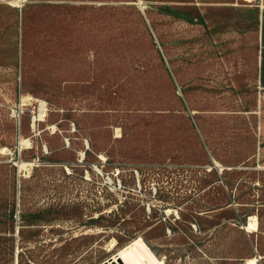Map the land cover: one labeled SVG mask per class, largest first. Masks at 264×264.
<instances>
[{
	"label": "rangeland",
	"instance_id": "374dc122",
	"mask_svg": "<svg viewBox=\"0 0 264 264\" xmlns=\"http://www.w3.org/2000/svg\"><path fill=\"white\" fill-rule=\"evenodd\" d=\"M263 34L264 0H0V264L264 260Z\"/></svg>",
	"mask_w": 264,
	"mask_h": 264
},
{
	"label": "bare ground",
	"instance_id": "6f19581e",
	"mask_svg": "<svg viewBox=\"0 0 264 264\" xmlns=\"http://www.w3.org/2000/svg\"><path fill=\"white\" fill-rule=\"evenodd\" d=\"M246 1L247 2H254L255 0H246ZM244 229L247 231L257 232L258 231L257 218L252 217L249 225L246 226ZM134 245H135V248H137L138 251L140 252L141 256L138 255L134 249H132L129 253L133 254V256L135 257V260H134L130 256H128V249H126L124 251H121L125 255L122 256V253L118 254L119 258H117L118 256H116L114 258L115 261L111 264H165L163 259L160 260L155 255H153V253L150 251V248L148 247V245L145 243V241L142 238H139V240H136ZM114 246H115V244L111 243L112 249L114 248ZM131 248L132 247L129 246V249H131ZM262 259H263L262 256L257 257V258H253V259H249L247 261V264H258L259 261Z\"/></svg>",
	"mask_w": 264,
	"mask_h": 264
},
{
	"label": "crops",
	"instance_id": "0c3cea01",
	"mask_svg": "<svg viewBox=\"0 0 264 264\" xmlns=\"http://www.w3.org/2000/svg\"><path fill=\"white\" fill-rule=\"evenodd\" d=\"M263 42H264V34H263ZM258 59H259V65L257 68V79H258V86L260 91L258 93L257 105H256L257 109L255 111V115L257 119V133L260 134L261 133L260 129L262 128L261 124L264 120V117L261 116L263 113L262 108L264 107V97L262 96L264 94V43L261 46Z\"/></svg>",
	"mask_w": 264,
	"mask_h": 264
}]
</instances>
